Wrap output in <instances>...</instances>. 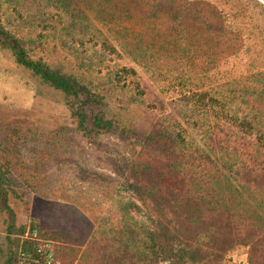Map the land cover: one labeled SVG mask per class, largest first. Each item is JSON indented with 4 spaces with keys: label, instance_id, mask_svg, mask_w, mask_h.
Wrapping results in <instances>:
<instances>
[{
    "label": "rangeland",
    "instance_id": "374dc122",
    "mask_svg": "<svg viewBox=\"0 0 264 264\" xmlns=\"http://www.w3.org/2000/svg\"><path fill=\"white\" fill-rule=\"evenodd\" d=\"M75 4L89 19L46 0H0V24L30 57L105 95L110 116L126 129L147 136L155 126L181 124L191 142L202 144L204 131L193 128L203 114L194 111L196 91H207L206 101H228L240 115L264 101V0ZM141 156L149 151L134 137L81 132L65 96L0 46V166L9 171L17 231H27L23 241L82 251L129 195L117 165ZM9 222L0 211V264L8 261ZM227 261L246 264L248 249L237 248Z\"/></svg>",
    "mask_w": 264,
    "mask_h": 264
},
{
    "label": "trees",
    "instance_id": "16d2710c",
    "mask_svg": "<svg viewBox=\"0 0 264 264\" xmlns=\"http://www.w3.org/2000/svg\"><path fill=\"white\" fill-rule=\"evenodd\" d=\"M46 1L77 20L89 19L76 0ZM224 13H218L223 26ZM0 46L65 96L81 132L134 137L149 151L147 158L117 165L122 191L129 195L122 197L114 217L103 218L82 251L59 246L51 264H232L227 258L239 247L248 249L246 264H264L263 100L240 115L228 101H206L208 92L196 91L194 111L203 114L193 120V128L204 131L202 144L191 142L181 124L158 125L142 136L110 116L105 95L76 75L30 57L24 42L2 24ZM13 189L9 171L0 166V211L10 218L6 264L23 259L50 264L34 240H22L27 231H17Z\"/></svg>",
    "mask_w": 264,
    "mask_h": 264
},
{
    "label": "built area",
    "instance_id": "2783aa9c",
    "mask_svg": "<svg viewBox=\"0 0 264 264\" xmlns=\"http://www.w3.org/2000/svg\"><path fill=\"white\" fill-rule=\"evenodd\" d=\"M39 252H41L47 259L48 263H53L55 260V251L52 243L48 240L39 244Z\"/></svg>",
    "mask_w": 264,
    "mask_h": 264
}]
</instances>
